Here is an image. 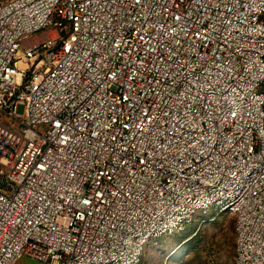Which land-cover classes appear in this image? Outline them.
Instances as JSON below:
<instances>
[{"label":"built area","instance_id":"1","mask_svg":"<svg viewBox=\"0 0 264 264\" xmlns=\"http://www.w3.org/2000/svg\"><path fill=\"white\" fill-rule=\"evenodd\" d=\"M263 83L264 0H1L0 264H140L211 212L264 264Z\"/></svg>","mask_w":264,"mask_h":264},{"label":"rangeland","instance_id":"2","mask_svg":"<svg viewBox=\"0 0 264 264\" xmlns=\"http://www.w3.org/2000/svg\"><path fill=\"white\" fill-rule=\"evenodd\" d=\"M234 249L233 217L211 212L197 215L183 231L151 242L140 264H233ZM15 264L43 263L23 257Z\"/></svg>","mask_w":264,"mask_h":264},{"label":"trees","instance_id":"3","mask_svg":"<svg viewBox=\"0 0 264 264\" xmlns=\"http://www.w3.org/2000/svg\"><path fill=\"white\" fill-rule=\"evenodd\" d=\"M261 92L264 94V83H263V86L261 88Z\"/></svg>","mask_w":264,"mask_h":264}]
</instances>
